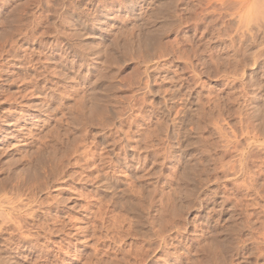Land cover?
<instances>
[{"label": "clouds", "instance_id": "obj_1", "mask_svg": "<svg viewBox=\"0 0 264 264\" xmlns=\"http://www.w3.org/2000/svg\"><path fill=\"white\" fill-rule=\"evenodd\" d=\"M0 264H264V0H0Z\"/></svg>", "mask_w": 264, "mask_h": 264}]
</instances>
